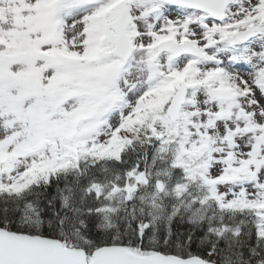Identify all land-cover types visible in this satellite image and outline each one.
Here are the masks:
<instances>
[{
    "label": "snow or ice",
    "instance_id": "6c2138e0",
    "mask_svg": "<svg viewBox=\"0 0 264 264\" xmlns=\"http://www.w3.org/2000/svg\"><path fill=\"white\" fill-rule=\"evenodd\" d=\"M0 264H264V0H0Z\"/></svg>",
    "mask_w": 264,
    "mask_h": 264
}]
</instances>
